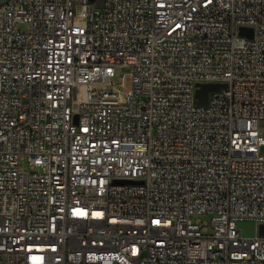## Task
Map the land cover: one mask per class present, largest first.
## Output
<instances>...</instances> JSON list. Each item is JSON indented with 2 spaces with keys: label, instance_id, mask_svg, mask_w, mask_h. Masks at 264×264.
Returning <instances> with one entry per match:
<instances>
[{
  "label": "built area",
  "instance_id": "obj_1",
  "mask_svg": "<svg viewBox=\"0 0 264 264\" xmlns=\"http://www.w3.org/2000/svg\"><path fill=\"white\" fill-rule=\"evenodd\" d=\"M262 120L264 0H0V264H264Z\"/></svg>",
  "mask_w": 264,
  "mask_h": 264
},
{
  "label": "water",
  "instance_id": "obj_2",
  "mask_svg": "<svg viewBox=\"0 0 264 264\" xmlns=\"http://www.w3.org/2000/svg\"><path fill=\"white\" fill-rule=\"evenodd\" d=\"M97 1V5H99V0ZM237 34L240 36H245L247 38H250L252 36V29L250 27H239L237 29ZM221 84L218 83H204V84H198L197 88L194 91L193 100L195 104L203 105L206 104L207 100V93L209 91H215L218 90ZM117 183H130V181L127 180H115ZM258 232L259 234H264V225L259 224L258 225Z\"/></svg>",
  "mask_w": 264,
  "mask_h": 264
},
{
  "label": "rangeland",
  "instance_id": "obj_3",
  "mask_svg": "<svg viewBox=\"0 0 264 264\" xmlns=\"http://www.w3.org/2000/svg\"><path fill=\"white\" fill-rule=\"evenodd\" d=\"M25 27V25H18L19 29H23ZM114 81H116V76H114L113 78ZM124 87L128 88L129 87V78L127 76H125L124 78ZM258 126L260 129H262V132L264 133V120L259 121ZM262 151H264V147L261 148ZM20 167L26 169L27 168V164H26V160H22L20 161ZM195 217L192 218V220ZM199 220L206 222V224L208 225L209 223V219H210V215H201L198 217ZM236 227L237 229H239L241 231V235L242 236H251L253 234V228H252V223L250 221L247 220H242L236 223ZM212 229L210 227H207V234H211Z\"/></svg>",
  "mask_w": 264,
  "mask_h": 264
}]
</instances>
